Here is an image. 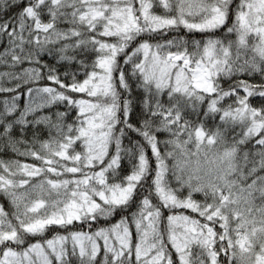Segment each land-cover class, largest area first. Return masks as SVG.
<instances>
[{"label": "snow or ice", "instance_id": "6c2138e0", "mask_svg": "<svg viewBox=\"0 0 264 264\" xmlns=\"http://www.w3.org/2000/svg\"><path fill=\"white\" fill-rule=\"evenodd\" d=\"M0 65V264H264V0H0Z\"/></svg>", "mask_w": 264, "mask_h": 264}, {"label": "trees", "instance_id": "16d2710c", "mask_svg": "<svg viewBox=\"0 0 264 264\" xmlns=\"http://www.w3.org/2000/svg\"><path fill=\"white\" fill-rule=\"evenodd\" d=\"M199 38V37H197ZM47 58V57H46ZM9 70L5 65H0V72H3V71H7ZM0 83H7L6 79H0ZM4 94L3 93H0V97H2ZM252 99V102L254 104H258L260 102V98L259 97H254V98H251ZM0 107H2V105H0ZM209 123H211V121H209ZM14 157V154L11 153L10 151H7V150H4L2 148H0V159H9V158H13ZM15 158H18V159H21V160H24L26 158L24 157H15ZM102 255V253H101Z\"/></svg>", "mask_w": 264, "mask_h": 264}]
</instances>
